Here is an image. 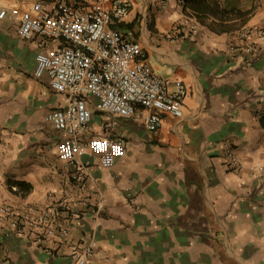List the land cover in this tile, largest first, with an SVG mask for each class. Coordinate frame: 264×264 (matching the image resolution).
Instances as JSON below:
<instances>
[{"label": "crops", "instance_id": "0c3cea01", "mask_svg": "<svg viewBox=\"0 0 264 264\" xmlns=\"http://www.w3.org/2000/svg\"><path fill=\"white\" fill-rule=\"evenodd\" d=\"M127 1V13L112 26L140 41L153 71L171 86L185 83L184 115L164 114L154 133L143 116L100 112L92 97L85 136L121 138L126 150L112 169L93 165L98 181L87 177L74 188L73 175L90 155L60 159L65 133L45 119L67 95L53 89L48 74L35 75L36 43L4 17L0 207L50 209L73 242L92 233L96 248L87 264H199L202 255L264 264V172L249 168L264 164V0ZM32 2L0 0V9ZM104 119L115 126L104 130ZM229 144L242 162L238 169L228 165ZM19 182L31 185L24 195L15 191ZM73 261L60 237L14 227L0 211V264Z\"/></svg>", "mask_w": 264, "mask_h": 264}, {"label": "built area", "instance_id": "2783aa9c", "mask_svg": "<svg viewBox=\"0 0 264 264\" xmlns=\"http://www.w3.org/2000/svg\"><path fill=\"white\" fill-rule=\"evenodd\" d=\"M128 9L127 0H33L31 8L0 9V19L13 18L18 34L36 43L35 75L48 74L53 89L67 95V104L50 110L45 119L65 133L58 144L60 159L73 161L78 156L90 155L91 159L73 175L76 189L83 187L87 177L99 180L91 174L94 164L112 169L126 150L121 138L107 134L85 136L94 114L90 107L92 97L100 112L121 117L143 116L147 129L154 133L158 132L164 114L184 115L185 83L177 80L171 86L153 71L140 41L127 39L112 27ZM250 33L246 30L243 35L247 37ZM245 49L251 52L252 45H246ZM260 113L264 114V108ZM115 124L116 120L104 119L102 128L111 129ZM225 156L230 168L241 167L232 145H226ZM249 168L256 173L264 172V164H251ZM0 211L11 216L14 227L25 225L47 237H60L70 248L73 264H87L95 252L92 233L83 241H71L68 228L50 209L31 205L19 212L4 204Z\"/></svg>", "mask_w": 264, "mask_h": 264}, {"label": "rangeland", "instance_id": "374dc122", "mask_svg": "<svg viewBox=\"0 0 264 264\" xmlns=\"http://www.w3.org/2000/svg\"><path fill=\"white\" fill-rule=\"evenodd\" d=\"M230 242L232 244V242L235 243L236 241H230ZM205 258H207V260H209L211 264H223V260L219 256H215V255H213L211 257V260H210L209 256L205 257V256L202 255L201 257H198V260H200L199 264H201V262H203L202 264H204L205 263V261H204ZM251 263H252V261L250 262V264Z\"/></svg>", "mask_w": 264, "mask_h": 264}, {"label": "trees", "instance_id": "16d2710c", "mask_svg": "<svg viewBox=\"0 0 264 264\" xmlns=\"http://www.w3.org/2000/svg\"><path fill=\"white\" fill-rule=\"evenodd\" d=\"M112 27H114V26H112ZM261 123L264 126V114L261 116ZM18 184H19V186H20L21 189L20 190H15V191L17 193L22 194V195H24L26 192H28L31 189V185L30 184L27 185V184H25L23 182H19Z\"/></svg>", "mask_w": 264, "mask_h": 264}]
</instances>
